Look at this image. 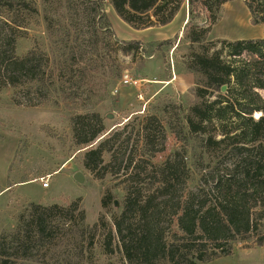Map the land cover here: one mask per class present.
Instances as JSON below:
<instances>
[{
	"label": "trees",
	"instance_id": "16d2710c",
	"mask_svg": "<svg viewBox=\"0 0 264 264\" xmlns=\"http://www.w3.org/2000/svg\"><path fill=\"white\" fill-rule=\"evenodd\" d=\"M185 1L183 35L189 52L183 67L195 78L197 103L184 115L185 132L177 135L193 142L194 163L185 161L188 145L160 165L151 162L165 144L164 129L154 116L111 132L98 114L74 116L71 126L83 151L82 167L98 181L108 174L124 176L121 211L112 212L107 193L101 200L104 213L87 226L77 202L66 207L32 203L19 215L16 228L0 235V264H90L97 244L104 256L120 255V264H207L232 254L237 243L263 244L264 101L255 89L264 84L258 85L255 77L258 68L264 70V37L206 43L220 8L231 0H81L80 8L96 24L106 21L103 6L108 2L122 22L140 30L170 24ZM251 2L264 15V4ZM73 5L66 0L74 19L80 14ZM37 15L35 0H0V89L26 87L23 99L30 108L49 97V58L35 50L18 57L15 46L27 16ZM70 24L76 30L72 19ZM87 40L76 52L83 55L88 48L87 64L96 66L94 33ZM140 48V42L132 41L123 44L122 52ZM76 52L69 51L67 61L75 62ZM243 55L256 59L244 61ZM86 66L70 84L74 99ZM62 76L68 85L71 75ZM129 127L136 136L132 145L131 133L125 135Z\"/></svg>",
	"mask_w": 264,
	"mask_h": 264
},
{
	"label": "rangeland",
	"instance_id": "374dc122",
	"mask_svg": "<svg viewBox=\"0 0 264 264\" xmlns=\"http://www.w3.org/2000/svg\"><path fill=\"white\" fill-rule=\"evenodd\" d=\"M35 1L38 15L27 16L24 28L16 33L15 53L23 57L35 50L48 56L51 77L46 79L45 87L49 97L42 105L30 108L23 99L26 87L0 89V235L15 229L19 215L32 203L66 207L77 202L85 213L87 226L95 224L104 213L101 200L107 193L112 197V212L121 211L124 176L108 174L98 181L82 167L83 151L75 144L71 126L74 116L98 114L107 132L154 116L164 129L165 144L164 151L151 162L160 165L186 145L189 150L185 161L191 165L195 160L193 142L185 143L177 135L185 132L184 115L197 103L193 95L195 78L183 67L189 52V43L183 35L188 21L186 1L168 26L140 30L122 22L108 2L103 6L106 21L95 24L86 14L81 15L80 7H84L80 6L81 0H73L72 8L80 14L74 19L66 9V0ZM255 1L264 4V0ZM71 19L76 30L70 24ZM263 19L264 15L255 11L251 0H231L220 8L206 43L260 39ZM76 33L79 36L74 39ZM93 33L97 40V56L93 58L96 66L87 64L88 48L83 55L76 52L77 45H86ZM132 41L141 43L140 50L124 54L123 44ZM69 51L76 52L75 62L67 61ZM248 56L241 59H256ZM85 65L86 78L74 99L75 91L70 84ZM62 73L71 75L68 85L67 76L60 78ZM255 79L258 85H263L264 70L258 68ZM255 91L264 101V89ZM259 115H254V119ZM128 133L132 145L135 131L129 127L125 135ZM77 173L83 176L82 183L75 180ZM46 176L48 188L44 189L35 179ZM192 179L190 189L198 177ZM107 219L110 221L109 214ZM91 257L90 264L122 262L118 254L104 256L98 244ZM207 264H264V242L261 246H254L252 241L237 243L232 254Z\"/></svg>",
	"mask_w": 264,
	"mask_h": 264
},
{
	"label": "water",
	"instance_id": "95a60500",
	"mask_svg": "<svg viewBox=\"0 0 264 264\" xmlns=\"http://www.w3.org/2000/svg\"><path fill=\"white\" fill-rule=\"evenodd\" d=\"M225 90H226V87L223 86V87L221 88V92H222V93H225ZM75 180H76L78 183H82V182H83V176H82L80 173H77V174L75 175Z\"/></svg>",
	"mask_w": 264,
	"mask_h": 264
},
{
	"label": "built area",
	"instance_id": "2783aa9c",
	"mask_svg": "<svg viewBox=\"0 0 264 264\" xmlns=\"http://www.w3.org/2000/svg\"><path fill=\"white\" fill-rule=\"evenodd\" d=\"M48 178L49 176H46L44 178H40L39 181L41 183L42 188H48Z\"/></svg>",
	"mask_w": 264,
	"mask_h": 264
},
{
	"label": "crops",
	"instance_id": "0c3cea01",
	"mask_svg": "<svg viewBox=\"0 0 264 264\" xmlns=\"http://www.w3.org/2000/svg\"><path fill=\"white\" fill-rule=\"evenodd\" d=\"M173 21H174V20H173ZM173 21H172V22H173ZM172 22H171V23H172ZM168 25H169V24H168ZM168 25H166V26H168ZM163 27H165V26H163ZM263 37H264V35H262V37H261L260 39H262ZM40 178H44V177H40ZM40 178L35 179V181H39ZM31 181H32V180H31ZM29 182H30V181H29Z\"/></svg>",
	"mask_w": 264,
	"mask_h": 264
}]
</instances>
